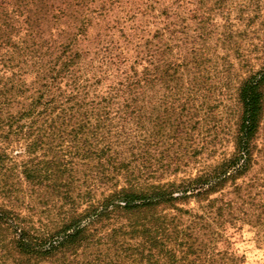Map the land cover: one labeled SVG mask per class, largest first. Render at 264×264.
Masks as SVG:
<instances>
[{"label": "rangeland", "instance_id": "obj_1", "mask_svg": "<svg viewBox=\"0 0 264 264\" xmlns=\"http://www.w3.org/2000/svg\"><path fill=\"white\" fill-rule=\"evenodd\" d=\"M44 3L53 7L29 10L30 27L11 36L21 50L8 48L0 62L1 91L13 87V104L0 97L5 112H27L39 94L53 99L41 121L0 124L10 133L0 139V203L31 210L35 220L57 218L65 188L47 179L44 162L58 186L85 192L101 181L93 167L106 161L102 148L161 181L194 177L233 151L239 86L264 65V0ZM255 146L256 164L237 181L241 193L224 197L235 208L233 226L216 246L229 264H264V221H253L264 217V115ZM25 168L46 179H27ZM0 264L13 263L0 251Z\"/></svg>", "mask_w": 264, "mask_h": 264}, {"label": "trees", "instance_id": "obj_2", "mask_svg": "<svg viewBox=\"0 0 264 264\" xmlns=\"http://www.w3.org/2000/svg\"><path fill=\"white\" fill-rule=\"evenodd\" d=\"M45 1L51 0H0V62L5 57L9 60L8 48L15 54V50H21L11 36L17 26L30 27L29 10L37 11L41 5L37 11L41 13L53 7ZM1 90L0 97L6 99L3 104H13L12 94H8L13 87ZM237 99L240 113L233 151L194 177L153 180L151 172L133 169L130 162L106 156L108 150L102 148L99 158L106 157V161L93 167L101 181L81 192L79 185L73 188L65 182L63 187L58 186L56 171H46L49 167L45 169L44 162L43 174L51 177L47 179L54 187L65 188L61 200L67 208L55 219L35 220L31 210L21 212L11 201L1 202L0 251L13 264H229L230 255L216 246L233 226L235 208L232 200L224 197L228 196L227 189L236 195L241 193L237 181L256 164L255 140L264 115V65L241 82ZM52 100L39 94L27 112L21 108L17 114L0 108V117L6 116L0 118V124H9L10 128L28 117L33 118L31 123L41 121ZM53 123L39 133L40 137L54 129ZM59 133V137L64 135ZM9 134L0 132V139ZM38 143L39 138L32 145ZM87 159L83 154L81 160ZM57 170L64 175L67 168ZM23 173L27 179L36 176L38 183L46 179L28 168ZM100 185L106 188L99 190ZM191 203L196 208L189 207ZM253 221H264V217L257 216Z\"/></svg>", "mask_w": 264, "mask_h": 264}]
</instances>
